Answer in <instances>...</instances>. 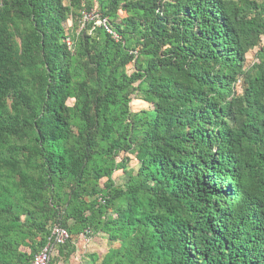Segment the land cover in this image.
Listing matches in <instances>:
<instances>
[{"label": "trees", "instance_id": "1", "mask_svg": "<svg viewBox=\"0 0 264 264\" xmlns=\"http://www.w3.org/2000/svg\"><path fill=\"white\" fill-rule=\"evenodd\" d=\"M263 37L264 0H0V264L54 226L63 262L264 264Z\"/></svg>", "mask_w": 264, "mask_h": 264}, {"label": "rangeland", "instance_id": "2", "mask_svg": "<svg viewBox=\"0 0 264 264\" xmlns=\"http://www.w3.org/2000/svg\"><path fill=\"white\" fill-rule=\"evenodd\" d=\"M122 17L121 14L118 15L117 19H120ZM97 20L98 16L96 13V10H93L90 14H85L84 18H83V22H87L89 20ZM100 21L97 20V24H99ZM74 21L72 20H68L65 24H64V28L65 30H70L73 29V31H75V33H78L81 29H82V25H74ZM116 39V38H115ZM264 46V37L261 40L260 46ZM255 52H250L247 54L246 56V60L248 64H251L253 62L254 59V55ZM132 69L130 67H128V73H131ZM72 101H68V105L71 106L72 105ZM153 106L146 104L144 102H141L139 100H133L130 104V110L132 113H137L140 111H144V110H152ZM127 155H120L117 160H121L122 158H128L129 162L126 165L127 169L125 171L124 174L119 173L116 178H115V183L118 184L119 186L122 185L124 183V181L127 179V172L130 171L131 173L135 174L136 170H137V163L136 161L132 158V157H126ZM72 244L74 246H76L77 250L76 253L70 258V260H68V262H63L61 259L58 258L57 256V249H55L54 252V256L52 258V261L54 264H90L86 258H84V256H87L89 254H97L98 256H102L105 251H106V242L105 239H103V236H95L93 238H85L82 235L77 239L73 238L72 239ZM24 251V250H23ZM25 251H27L25 249Z\"/></svg>", "mask_w": 264, "mask_h": 264}, {"label": "built area", "instance_id": "3", "mask_svg": "<svg viewBox=\"0 0 264 264\" xmlns=\"http://www.w3.org/2000/svg\"><path fill=\"white\" fill-rule=\"evenodd\" d=\"M100 24L107 29L105 27V21L100 22ZM107 32L109 31L107 30ZM69 239L70 236L65 229L58 226L52 227L49 231L46 244L36 255L33 256L29 264H49L54 256L55 249L64 245Z\"/></svg>", "mask_w": 264, "mask_h": 264}]
</instances>
